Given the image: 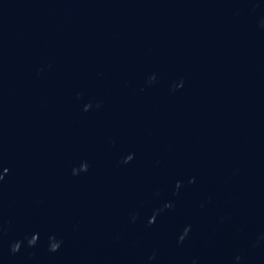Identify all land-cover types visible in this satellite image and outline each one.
I'll list each match as a JSON object with an SVG mask.
<instances>
[{"label": "water", "instance_id": "water-1", "mask_svg": "<svg viewBox=\"0 0 264 264\" xmlns=\"http://www.w3.org/2000/svg\"><path fill=\"white\" fill-rule=\"evenodd\" d=\"M0 264H264V0H0Z\"/></svg>", "mask_w": 264, "mask_h": 264}]
</instances>
